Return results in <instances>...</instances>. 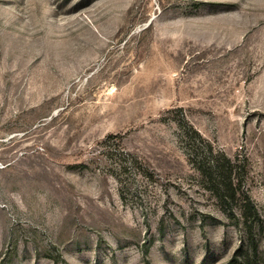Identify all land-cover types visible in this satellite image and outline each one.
Listing matches in <instances>:
<instances>
[{"label":"rangeland","instance_id":"374dc122","mask_svg":"<svg viewBox=\"0 0 264 264\" xmlns=\"http://www.w3.org/2000/svg\"><path fill=\"white\" fill-rule=\"evenodd\" d=\"M0 264H264V0H0Z\"/></svg>","mask_w":264,"mask_h":264},{"label":"trees","instance_id":"16d2710c","mask_svg":"<svg viewBox=\"0 0 264 264\" xmlns=\"http://www.w3.org/2000/svg\"><path fill=\"white\" fill-rule=\"evenodd\" d=\"M184 126L185 137H188L197 145L202 142V146L206 149L205 153L201 154L198 153L199 151L197 145L190 144V147L188 146L187 149L190 160L194 161L199 173L205 177L209 183L212 184L213 189L217 192L218 197L221 200L228 201L230 198L235 199L236 188L233 181V171H235V164H233L231 159L224 153L215 151L212 144L203 138L202 135L196 131L191 124L186 122ZM192 147H196L197 149H193ZM219 179L224 181L225 185L223 188L226 190L221 191L219 188V184L221 182ZM242 211L244 220H247L246 218L249 217L248 214L250 212H253L255 217L258 216V210L256 209V206L252 203L250 197L246 195V193H244V207Z\"/></svg>","mask_w":264,"mask_h":264}]
</instances>
